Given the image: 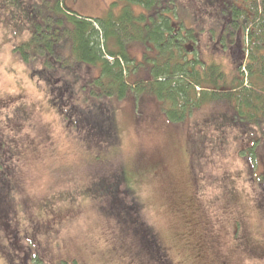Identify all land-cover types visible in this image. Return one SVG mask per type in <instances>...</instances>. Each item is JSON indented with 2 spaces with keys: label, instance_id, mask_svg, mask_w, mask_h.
Returning <instances> with one entry per match:
<instances>
[{
  "label": "rangeland",
  "instance_id": "374dc122",
  "mask_svg": "<svg viewBox=\"0 0 264 264\" xmlns=\"http://www.w3.org/2000/svg\"><path fill=\"white\" fill-rule=\"evenodd\" d=\"M17 1L21 2L0 0V6L7 5L0 8V177L6 174V192L14 196L0 202V264H64L74 260L81 264H162L164 260L187 264L169 245L172 235L181 229L202 252L206 249L209 264H264V122L255 127L237 124L230 120L231 108L212 103L194 111L185 123L173 124L154 98L146 97L137 104L133 99L113 102L118 112L116 146L120 155L116 160L107 146L97 144V148L86 141L87 128L73 126L68 108H58V95L49 88L54 83L48 87L37 77L42 62L31 58L24 63L21 52H32L22 46L30 38L32 22L24 18L27 5L19 8L14 4ZM112 2L64 0V5L79 16L95 19L105 16ZM30 6L32 17L36 5ZM184 15L187 25L194 26L192 16ZM214 31L207 24L200 29L206 34ZM206 34L198 47L201 57L221 63L231 74L236 58L222 52ZM141 49L140 45L130 47L137 61L142 60ZM66 53L64 44L59 54ZM62 61L57 59L60 65ZM68 67L73 71L66 68L61 72L64 77L60 75L62 83L70 81L62 95L68 96L73 89L78 94L74 102L80 99L78 88L92 77L86 68ZM73 77L77 82L73 83ZM190 133L208 136L194 157L189 154ZM121 153L125 162L136 160L133 164L148 158L157 174L148 173L135 187L136 198L143 203L145 224L161 247L150 258L145 254L140 260L132 255L134 251L129 252L131 246L136 250L135 246L128 242L120 223L104 219L102 202L68 194L85 188L78 180L96 167L93 156L115 167ZM5 186L0 184V190ZM184 198L191 204L182 212L179 208ZM5 212L13 221L11 226H3ZM46 223L48 230H44ZM35 228L33 239L25 235Z\"/></svg>",
  "mask_w": 264,
  "mask_h": 264
},
{
  "label": "trees",
  "instance_id": "16d2710c",
  "mask_svg": "<svg viewBox=\"0 0 264 264\" xmlns=\"http://www.w3.org/2000/svg\"><path fill=\"white\" fill-rule=\"evenodd\" d=\"M20 1L14 4L19 8L26 4L24 18L32 22L28 27L30 38L22 44L32 52H21L24 63L31 58L42 62L43 67L36 74L48 87L54 83L49 88L58 95L57 107L64 111L68 108V120L73 126L87 128L86 141L97 148L107 146L116 160L120 155L116 146L118 112L113 104L125 99H133L136 104L146 97L156 99L162 114L173 124L185 123L194 111L212 103H224L231 108L230 120L237 124L255 127L264 122V0H188L186 4L179 0H114L105 16L95 19L79 16L65 7L64 0ZM191 1L200 4L193 7ZM31 3L36 5L32 17L29 16ZM184 14L192 16L194 26L187 25ZM204 24L215 29L213 34L200 32ZM204 34L222 52L236 58L231 74L221 63L203 60L198 47ZM64 44L67 55L59 54ZM133 45L142 47V60L131 56ZM58 58L63 60L61 65ZM70 65L86 68L92 77L78 88L80 99L74 102L72 99L78 94L72 89L68 96L62 95L70 81L62 83L60 77H64L61 72L66 68L73 71ZM142 75L146 78H141ZM74 82L77 81L73 77ZM201 135H187L192 148L189 154L193 157L202 148L200 142L208 137ZM146 159L133 164L136 160L125 162L121 153L118 164L110 167L100 157L93 156L96 167L78 180L85 188L81 193H68L102 202L104 219L120 223L123 234L136 249L131 246L129 252L134 251L132 255L140 260L145 254L150 258L161 251L156 235L145 224L143 203L136 198L135 187L142 177L148 173L157 175ZM5 176L0 177V184L7 185L4 191L0 190L1 203L14 198L13 193L6 192L9 188ZM182 203L178 208L183 212L191 202L184 198ZM4 216L3 226H11L13 221L8 220L6 212ZM46 224L44 230L49 229V223ZM35 231L36 228L25 235L33 239ZM186 234L181 229V233L172 235L170 247L178 250L187 264H209L206 249L202 252ZM7 240L4 243L8 247ZM13 241L17 240L13 237ZM162 251L167 254L164 247ZM164 262L171 264L170 260ZM7 264L12 263L7 261ZM64 264L81 263L74 260Z\"/></svg>",
  "mask_w": 264,
  "mask_h": 264
},
{
  "label": "flooded vegetation",
  "instance_id": "af4514ba",
  "mask_svg": "<svg viewBox=\"0 0 264 264\" xmlns=\"http://www.w3.org/2000/svg\"><path fill=\"white\" fill-rule=\"evenodd\" d=\"M240 227V224H239V226H238V228ZM40 231V230H39ZM243 236L241 235V238H242Z\"/></svg>",
  "mask_w": 264,
  "mask_h": 264
}]
</instances>
